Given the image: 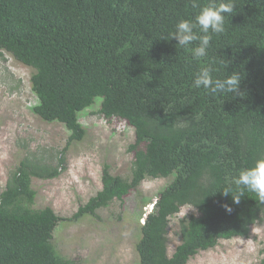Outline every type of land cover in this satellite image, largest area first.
<instances>
[{"label":"trees","instance_id":"obj_1","mask_svg":"<svg viewBox=\"0 0 264 264\" xmlns=\"http://www.w3.org/2000/svg\"><path fill=\"white\" fill-rule=\"evenodd\" d=\"M0 0V51L32 70L34 111L71 132L59 165L26 158L0 193V264H81L58 254L54 230L136 189L147 177L173 176L140 224V264H187L220 239L247 237L264 221V202L243 189L231 195L240 170L264 159V0H234L225 31L213 35L208 55L196 60L171 34L200 7L227 0ZM241 75L236 94L193 87L195 74ZM101 99L98 112L134 128L131 179L106 164L102 188L71 217L35 208L32 178L58 176L64 154L86 129L79 113ZM231 187L232 192L223 191ZM181 219V242L169 255L171 217ZM230 209V211L228 210ZM255 264H264V258Z\"/></svg>","mask_w":264,"mask_h":264},{"label":"rangeland","instance_id":"obj_2","mask_svg":"<svg viewBox=\"0 0 264 264\" xmlns=\"http://www.w3.org/2000/svg\"><path fill=\"white\" fill-rule=\"evenodd\" d=\"M32 70L7 52L0 51V193L19 163L30 158L59 165L70 130L59 121H45L33 109L38 99L31 87ZM101 99L79 113L86 129L82 140L72 141L64 154L61 173L50 179L32 178L35 208L51 207L71 217L102 188L101 172L106 164L113 175L133 176L134 128L118 117L98 112ZM147 177L140 185L95 215L62 220L55 228L53 243L59 255L81 264H140L136 244L140 224L153 209L159 192L172 180ZM196 213L186 205L171 217L168 253L181 242L180 221ZM264 258V221L256 223L247 237L220 239L201 250L187 264H255Z\"/></svg>","mask_w":264,"mask_h":264},{"label":"clouds","instance_id":"obj_3","mask_svg":"<svg viewBox=\"0 0 264 264\" xmlns=\"http://www.w3.org/2000/svg\"><path fill=\"white\" fill-rule=\"evenodd\" d=\"M197 4L193 0V7ZM235 8L234 0L220 2L216 5H205L200 7L194 20L181 19L175 25V31L171 38H175L181 48H188L196 42V46L191 49L192 56L196 60L205 58L208 55L213 35L222 34L225 31V14H232ZM214 69L209 65L200 68L195 74L193 87L203 88L212 95L216 94H236L239 89L241 75L233 72L223 79L213 77ZM234 184L240 188L238 194L231 195L235 203H239L246 189L255 193L261 202H264V159L256 160L254 166L242 169L234 177ZM232 192L231 187L223 191L224 195ZM154 207V205H153ZM230 211V209H228ZM146 217V215H145Z\"/></svg>","mask_w":264,"mask_h":264}]
</instances>
